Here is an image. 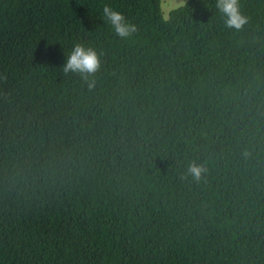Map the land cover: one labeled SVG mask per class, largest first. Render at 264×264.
<instances>
[{
    "label": "trees",
    "instance_id": "16d2710c",
    "mask_svg": "<svg viewBox=\"0 0 264 264\" xmlns=\"http://www.w3.org/2000/svg\"><path fill=\"white\" fill-rule=\"evenodd\" d=\"M239 3L241 31L216 0H0V264H264V0Z\"/></svg>",
    "mask_w": 264,
    "mask_h": 264
},
{
    "label": "clouds",
    "instance_id": "9594fccd",
    "mask_svg": "<svg viewBox=\"0 0 264 264\" xmlns=\"http://www.w3.org/2000/svg\"><path fill=\"white\" fill-rule=\"evenodd\" d=\"M217 10L223 14L225 26L236 31H241L249 22V18L240 9L239 0H216ZM102 16L111 25L115 34L121 39H128L138 31V25L128 20L125 14L105 4ZM101 68L99 54L92 47H86L83 43H76L67 54L66 62L62 66L65 74L76 73L87 84L89 90L94 88V75ZM188 173L195 180H200L206 171L203 165L195 162L189 164Z\"/></svg>",
    "mask_w": 264,
    "mask_h": 264
},
{
    "label": "rangeland",
    "instance_id": "374dc122",
    "mask_svg": "<svg viewBox=\"0 0 264 264\" xmlns=\"http://www.w3.org/2000/svg\"><path fill=\"white\" fill-rule=\"evenodd\" d=\"M187 0H162V10L167 18L172 9L183 5Z\"/></svg>",
    "mask_w": 264,
    "mask_h": 264
}]
</instances>
